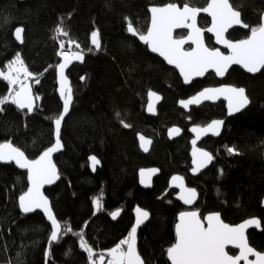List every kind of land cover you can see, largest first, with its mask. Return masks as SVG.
Masks as SVG:
<instances>
[{
	"label": "trees",
	"instance_id": "16d2710c",
	"mask_svg": "<svg viewBox=\"0 0 264 264\" xmlns=\"http://www.w3.org/2000/svg\"><path fill=\"white\" fill-rule=\"evenodd\" d=\"M209 2L0 0V70L5 71L19 53L32 73L30 83L37 102L32 113L10 102L3 106L0 143H12L29 159H37L54 144V120L63 109L57 94L59 53L81 52L86 56L83 66H73L68 72L74 103L62 127L64 152L55 157L61 180L45 194L62 230L71 227L73 232L84 233V241L95 253L109 251L128 236L136 221L134 211L140 207L149 213V219L138 231L139 254L145 264H170L166 250L175 243L178 216L187 211L175 200L176 192L164 196L175 174L182 175L188 186L198 191L199 201L194 210L202 218L217 212L231 225L259 218L263 232H250L248 237L254 248L264 251V69L257 76H250L240 68L228 74L224 83L245 88L251 101V106L237 117L228 118L224 102L205 104L186 113L178 102L206 87L219 85L216 77L210 74L203 81L185 86L176 70L151 54L127 31L125 18L146 34L153 6L175 3L183 7L188 3L191 7L205 8ZM230 2L240 11L243 22L256 26L261 21L264 13L261 0ZM210 24L208 17H200L202 29ZM18 27L24 29L22 46L14 38ZM58 27L68 35L58 32ZM94 31L99 33L98 51L91 42ZM187 35L188 30L183 28L175 34L178 39ZM249 35L250 31L237 29L228 34V39L238 41ZM206 43L215 47L208 34ZM9 90V83L0 78V97L8 95ZM151 90L164 99L157 118L146 114ZM121 120L131 127H124ZM214 120H226L222 136L201 143L214 156V163L194 178L190 174L189 130ZM175 125L184 134L169 141L167 130ZM139 133L154 141L147 155L139 148ZM228 148H235L239 154H230ZM91 156L101 163L95 174L90 170ZM149 168L158 169L160 175L150 188L144 189L140 171ZM27 189L26 173L14 165H0V263L89 264L77 235L62 231L61 238L50 244L51 226L43 214L21 213L19 197ZM100 196L103 207L97 212L93 201ZM117 210L119 219L113 221L110 213Z\"/></svg>",
	"mask_w": 264,
	"mask_h": 264
},
{
	"label": "snow or ice",
	"instance_id": "6c2138e0",
	"mask_svg": "<svg viewBox=\"0 0 264 264\" xmlns=\"http://www.w3.org/2000/svg\"><path fill=\"white\" fill-rule=\"evenodd\" d=\"M150 12L151 22L146 34L140 32L139 28L135 27L129 18H125L127 31L133 36H138L139 40L148 45L152 52L158 53L164 57L168 64L179 69L185 83H190L194 77L203 76L209 69H214L218 76H223L232 65H239L252 74L259 73L264 69V16L261 17L258 25L250 26L241 20L240 11L233 8L230 0H210L203 9L191 7L188 3H185L182 8L175 3H169L162 7L153 6L150 8ZM201 12L207 13L211 17V27L201 29L197 26V16ZM7 22V19H5V23ZM234 25L249 29L250 35L238 42L227 39L225 33ZM180 28L190 30L187 37L173 38V30ZM57 31L65 36L68 35L61 27H58ZM204 31L214 33L216 42L229 49L230 54L225 55L219 48H208L204 42ZM22 32V28L15 29V37L21 42ZM91 36L92 44L97 51L100 50L101 44L98 31H94ZM189 41L195 47L190 51H185L183 46ZM63 47L64 45L61 43L60 48ZM59 54L63 55L62 52ZM76 58L82 59V56L76 54ZM69 59L70 57H64V62L59 65L61 76L60 96L63 100V109L54 120L55 144L45 150L38 159H29L22 150L14 147L10 142L0 143V162H15L19 168L27 170V179L31 186L27 192L19 197V207L24 213H31L37 209L45 213L47 219L51 222L49 243L58 241L61 238L62 231L64 234L77 235L80 238V247L88 254L89 264H96L94 256H99L102 262L105 254L94 253L92 247L84 241V233L73 232L71 227H65L62 230V226L54 216L48 199L41 192L43 185L52 184L59 178L56 165L52 161V154L62 148L61 126L72 104V90L66 86V78L64 77V69ZM16 65H19V67H16ZM7 67V73L0 71V78L10 85L19 83L20 87L18 91L13 88L10 90L9 95L0 97V112L4 110L3 106L9 102L15 104L21 110L27 109L28 112H32L34 98L31 89L20 80L21 71L25 79L32 76V73L24 66L19 53ZM36 83H39V80ZM12 92H14V95ZM149 95L155 94L150 92ZM220 96L227 99L230 112H238L250 102L244 88L225 86L206 88L191 99L182 100L180 103L183 107L188 108L189 105H199L203 101L214 100ZM116 115L119 116V113ZM121 123L126 128L131 127L122 120ZM222 123V121H213L205 128L196 127L192 130L197 133L211 131L213 134L218 135ZM179 131L178 128L171 129L170 135L173 133L179 134ZM140 139L144 141L143 136ZM147 143H150V141L142 144L145 151L148 150ZM193 144L195 145V141H193ZM227 151L230 154H239L235 148H228ZM193 155L195 157L194 173L206 167L213 160L210 153L200 149H195ZM89 159L93 170H95L99 160L95 156ZM155 172V169L147 172L142 170L141 182L146 183ZM172 180L174 183L179 182L178 187L181 188L183 193L180 199L185 204H192L197 196L196 190L185 189L182 177L174 176ZM101 200L102 196L94 198L93 203L97 212L102 210ZM136 212V226L131 228L127 238L120 240L106 253L110 257L107 264H145L137 250V228L148 219L149 213L139 208L136 209ZM110 215L115 219L119 215V211L111 212ZM204 219L207 221V227L203 226L198 212L180 213V222L176 225L175 243L166 250L171 264H240L242 260L246 264H264V253L255 251L250 247L245 236L248 227L260 226L258 220L250 219L238 226H230L221 220L218 213L209 214ZM227 245L237 248L239 254L229 255L225 250ZM249 256H255L256 259L250 261Z\"/></svg>",
	"mask_w": 264,
	"mask_h": 264
},
{
	"label": "water",
	"instance_id": "95a60500",
	"mask_svg": "<svg viewBox=\"0 0 264 264\" xmlns=\"http://www.w3.org/2000/svg\"><path fill=\"white\" fill-rule=\"evenodd\" d=\"M261 1L264 2V0H261ZM231 5H232V4H231ZM165 6H166V5H165ZM158 7H162V6H158ZM179 7H180V6H179ZM181 8H182V7H181ZM201 9H203V8H201ZM201 16H206V17H208V18L210 19V21H211V17H210L207 13L201 12V13L197 16V26H198V27H200V26H199V19H200ZM262 16H264V14H263ZM150 18H151V12H150ZM241 20H242V18H241ZM150 22H151V21H150ZM149 27H150V24H149ZM210 27H211V24H210ZM20 28H22V27H20ZM200 28H201V27H200ZM238 28H240V29H242V30H247V29H244L243 27H241V26H239V25H234L232 28L228 29V31L225 33L226 38H227L228 34H229L232 30H234V29H238ZM22 29H23V28H22ZM180 29H182V28H180ZM180 29H174V30H173V38H176L175 34H176V32L179 31ZM201 29H202V28H201ZM187 30H188V33H189L190 30H189V29H187ZM129 34H130V33H129ZM206 34H208L210 37H212V38L214 39V42H215V45H216V49L219 48L221 52H223V50H225V51L228 52V54H230V50H229V49H227L224 45L219 44V43L216 42V40H215V34H214V33H209V32H207V31H204V33H203V37H204L205 45H206L207 47H208V45H207V43H206V37H205ZM130 36L136 38V39H137V40H138L143 46H146V47L149 49V52H150L151 54H153V55L159 57V58H160V59H161V60H162V61H163V62H164L169 68H172V69L176 70V71L178 72V74L180 75V77H181V79H182L184 85L187 86V87L191 86L194 82L205 80L209 74H214V75L216 76V78L218 79V81L222 82V81H224V80L226 79V77L228 76L229 72H230L232 69H234V68H240L241 70H243L246 74H248V75H250V76H257V75H259V74L261 73V72H259V73H255V74L248 73L243 67H241V66H239V65H232V66L228 69V71H227L223 76H218V75H216L214 69H209V70H208L203 76H200V77H194V78L191 80L190 83H185V82H184V78H183V76L180 74L179 69H177L174 65H170V64H168L167 61L164 59V57L160 56L158 53H154V52H152L151 49H150V47H149L148 45H146V44L143 43L141 40H139L138 36H133V35H131V34H130ZM186 37H187V36H186ZM186 37H184V38H186ZM14 38H15V41L17 42V44H18L19 46H22V45L24 44V29H23V32L21 33L22 42H21L20 40H17V39H16V37H15V33H14ZM176 39H178V38H176ZM227 39H228V38H227ZM233 42H234V41H233ZM236 42H238V41H236ZM93 46H94V45H93ZM188 46H191L192 48L195 47V45L192 44V43L189 41L187 44H185V45L183 46V48H184L185 51H190V50L192 49V48H191L190 50H186V48H187ZM94 47H95V46H94ZM208 48H209V47H208ZM223 53H224V52H223ZM76 54H80V55L82 56V59H77V58H76ZM224 54H225V53H224ZM228 54H225V55H228ZM64 57H70L69 62H68V64L66 65V67H65V69H64V77L66 78V79H65V84H66V86H67V87H70L71 90H72V104H71V106H70L69 113H68V114L66 115V117H65V119H66V118L69 116V114L71 113L72 106H73V103H74V94H73V89H72V87H71V81H70V79H69V77H68V72L70 71V69H71L73 66H76V65L83 66L84 63H85L86 56H85L83 53H81V52H76V53H74V54H72V55H66V53H63V55H60V54H59V60H60L59 65H60L61 63L64 62ZM59 65L57 66V94H58V96H59V98H60V100H61V102H62V104H63V100H62V98H61V96H60L61 76H60ZM262 70H263V69H262ZM262 70H261V71H262ZM26 85H28V86L30 87V89H31V94H32V96H33V98H34V108H33V111H34V109H35V107H36V103H37V102H36V96H35V94H34V89H33V86H32L30 83H27ZM225 86L236 87V86H233V85H227V84H224V85H220V86H217V87H206V88H219V87H225ZM206 88H204V89H206ZM237 88H240V87H237ZM242 88H243V87H242ZM204 89H203V90H204ZM244 89H245V88H244ZM245 90H246V89H245ZM201 91H202V90H201ZM150 92H151V93H154L155 95L150 96V95H149ZM198 93H199V92H198ZM198 93H197V94H198ZM197 94H195V95H197ZM195 95H193L192 97H194ZM246 95H247V91H246ZM247 96H248V95H247ZM157 97H158V99H157ZM192 97H190V98H188V99H191ZM248 98H249V97H248ZM188 99H183V101H186V100H188ZM163 100H164V99H163V96H162L161 94H159L158 92H156V91H154V90L149 91V92H148V95H147V105H146V114H147V116L152 117V118H157V117H158V109H159V106L162 104ZM181 101H182V100H180V101L178 102V107H179L180 109H182L183 111H185L186 113H190L191 109H193V108H200V107H202V106L205 105V104L216 105V104H218L219 102L222 101V102L225 103L226 110H227V116H228L229 119H230V118L237 117L238 115H240L241 113H243L245 110H247V109L251 106V101H250V99H249L250 102H249V104H248L245 108L241 109V110L238 111V112H236V111L230 112V111H229V107H228V101H227V99L224 98V96H220L219 98L214 99V100H210V101H203V102L200 103L199 105H189L188 108L183 107V105L180 103ZM22 111L28 112L27 109H23ZM33 111H32V112H33ZM32 112H29V113H32ZM65 119H64V121H65ZM64 121L62 122L61 132H62V127H63ZM214 121H222V122H223V123L221 124L220 128H219V134H218V135L213 134L211 131H209V132H207V133H204V132L197 133V132H194V131L192 130L193 128H196V127L205 128V127H207V125H206V126H197V125H195V126L191 127L190 130H189V133H190V135L192 136V140H191V142H190V144H191L190 157H191V166H192V169H191L190 174H191V176L194 177V178L200 176L202 173H204L205 171H207L208 169H210L211 166H212L213 163H214V160H215V159H214V156L212 155V153L209 152L208 150H206L205 148L201 147V143H202L204 140L209 139V138H212V139H216V140H217V139H219V138L222 136V134H223V132H224V128H225V126H226V120H214ZM212 122H213V121H212ZM212 122H211V123H212ZM211 123H209V124H211ZM209 124H208V125H209ZM54 127H55V125H54ZM174 128H178V129L180 130V131H179V134H175V133H173V134L170 135V130H171V129H174ZM166 134H167V138L169 139V141H175V140H178V139L182 138V136H183V134H184V131H183V129H182L181 127L175 125V126H172V127L168 128ZM141 136L144 137V141H141V139H140ZM137 141H138L139 148H140L141 152H142L143 154H145V155L149 154L150 151H151V149H152V146H153V142H154L153 139L150 138V137H147L146 135H144V134H142V133H139V134H137ZM148 141H150V143H147V144H146L148 150L145 151V150H144V147H142V144H144V143H146V142H148ZM193 141H195V145L193 144ZM5 143H6V142H5ZM11 144H12V143H11ZM54 144H55V143H54ZM54 144H53V145H54ZM61 144H62V148H61V150L58 151V152H54V153L52 154V161H53V163H54L55 165H56V163H55V157L58 156L59 154H61V153L64 152V146H63L62 140H61ZM12 145H13V144H12ZM53 145H52V146H53ZM13 146H14V145H13ZM14 147H16V146H14ZM195 149H200V150L206 151V152L210 153V154L213 156V160L211 161V163L207 164L206 167L201 168V169H200L198 172H196V173L193 172V168L195 167V164H194V159H195V157H194L193 153H194V150H195ZM25 155H26V154H25ZM91 157H92V156H91ZM37 159H38V158H37ZM97 160H99V159L97 158ZM89 164H90V170H91V172L94 173V174L97 172V169H98V168L100 167V165H101V163H100V161H99V164H97L96 167H95V170H93V168H92V166H91V161H90V159H89ZM0 165H4V166L14 165L19 171L24 172V173L27 174V170H26V169H21V168H19V167L15 164V162H0ZM56 169H57V172H58V176H59V178H58L54 183H52V184H45V185H43L42 188H41V192H42L43 195L48 199L51 208H52L51 201H50V199L46 196L45 191H46L47 189H51V188L55 187V186L59 183V181L61 180V175H60V173H59V169H58L57 165H56ZM152 169H155L156 172H155L154 174L151 175L150 180H147L146 183H142V182H141V186H142L144 189H148V188H150V186L152 185L153 181H154V180L160 175V171H159L158 169H156V168L143 169V171L147 172L148 170H152ZM141 171H142V170H141ZM141 171H140V181L142 180V177H141ZM174 176H179V177H182V178H183L184 188H185V189H194V188H191V187L188 186V184H187V182H186V179H185L182 175H180V174H175V175H173V176L170 178V180H169V188H168V190H167V192L165 193L164 196H166V195H167L169 192H171V191L176 192V193H175V200H176L177 202H179L184 208L187 209V211H184V212H190V211H196V212H198L199 218L201 219V221H202V223H203V226H204V227H207V221H206L204 218H205L206 216H208L209 214H215V213H217V212L209 213V214H207L204 218H202L201 213H200L199 211H197V210H194V208L197 206L198 201H199V193H198V191H197L196 189H195V190H196L197 196H196V199L194 200V202H193L192 204H185L184 201L180 199V196H181L183 193H182L181 188L178 187V183H179V182H175V183H174L173 180H172V178H173ZM30 186H31V185H30V182L28 181V188H29ZM27 190H28V189H27ZM26 192H27V191H26ZM262 207H263V209H264V198H263ZM19 208H20V207H19ZM137 208L141 209L140 207H137ZM137 208H136V209H137ZM136 209H135V211H134V217H135V220H136V218H137V212H136ZM95 210H96V206H95ZM141 210H143V209H141ZM20 211H21V213H22L24 216H30V215L35 214L36 212H39V213L43 214V216L45 217V219L48 221V223H49L50 226H51V222L47 219L45 213H44L42 210L37 209L36 211L31 212V213H24L21 209H20ZM52 211H53V209H52ZM143 211H144V210H143ZM53 214H54V212H53ZM218 214L220 215L221 220H222L224 223H226V224H228V225H230V226H238V225H240L241 223H244L245 221H247V220H245V221H243V222H241V223H239V224L231 225V224H229V223H227V222H225V221L223 220V218H222V216H221L220 213H218ZM54 216H55V214H54ZM119 216H120V214H119L115 219L112 218L113 221H117V220L119 219ZM179 216H180V215H179ZM179 216H178V218H177V224L180 222V220H179ZM55 217H56V216H55ZM148 219H149V217H148ZM148 219L145 220L142 224H140V226L137 228V240H138V231H139V229H140V228H141V227H142V226L148 221ZM250 219H256V220H258V221L260 222V226H259V227L251 226V227H248V228L246 229V231H245V236H246V239H247V242H248L249 246L252 247L255 251H258V250H256V249L250 244L248 234H249L250 232L254 231V230H256L258 233H262V232H263L262 223H261V220H260L259 218H250ZM250 219H248V220H250ZM57 221H58V220H57ZM58 222H59V221H58ZM177 224H176V225H177ZM134 226H136V221H135V225H134ZM175 232H176V227H175ZM55 242H57V241H55ZM51 243H53V242H51ZM137 250H138V241H137ZM225 250H226L228 253H229V250H232V251L236 252L237 255L239 254V250H238L237 248H235L234 246H232V245H227L226 248H225ZM258 252H259V251H258ZM260 253H261V252H260ZM48 255H49V249H48V252H47V258H48ZM229 255H232V254L229 253ZM167 258H168V257H167ZM255 259H256L255 256H249V260H250V261H254ZM168 261H169V263L171 264V262H170L169 259H168ZM240 264H246V262L242 260V261H240Z\"/></svg>",
	"mask_w": 264,
	"mask_h": 264
},
{
	"label": "rangeland",
	"instance_id": "374dc122",
	"mask_svg": "<svg viewBox=\"0 0 264 264\" xmlns=\"http://www.w3.org/2000/svg\"><path fill=\"white\" fill-rule=\"evenodd\" d=\"M63 53H66V55H71L68 51H64ZM20 57H21V59L23 60V58H22L21 55H20ZM14 59H15V58H14ZM14 59H13V61H14ZM23 62H24V61H23ZM24 66L26 67L25 63H24ZM16 67H19V65H16ZM0 71H3V70H0ZM7 71H8V68H7L5 71H3V72L7 73ZM31 78H32V76H30V77H28L27 79H25V77H24V75H23V72L21 71V73H20V80H21L23 83L27 84V83L31 82ZM9 85H10V84H9ZM19 87H20L19 83L16 84V85H10V90L14 88L16 91H18V90H19ZM10 90H9V93H10ZM12 94L14 95V92H12ZM8 95H9V94H8ZM126 238H127V237H126ZM85 242H86V241H85ZM86 243H87L88 246L91 247V245H90L88 242H86ZM125 247H126V246H125ZM92 249H93V248H92ZM93 252L95 253L94 250H93ZM107 252H108V251H107ZM107 252H104V253H103V254H105V255H104V259H103L102 262L100 261L99 256H94V261L96 262V264H107V261L110 259V257H108V256L106 255ZM0 264H9V263H0Z\"/></svg>",
	"mask_w": 264,
	"mask_h": 264
},
{
	"label": "flooded vegetation",
	"instance_id": "af4514ba",
	"mask_svg": "<svg viewBox=\"0 0 264 264\" xmlns=\"http://www.w3.org/2000/svg\"><path fill=\"white\" fill-rule=\"evenodd\" d=\"M263 2V1H262ZM231 3V2H230ZM264 14V13H263ZM262 17V16H261ZM241 18H242V15H241ZM242 21H243V19H242ZM234 30H237V29H234ZM234 30H232V31H234ZM238 30H241V31H243V32H249V29H247V30H242V29H240V28H238ZM231 31V32H232ZM206 37V36H205ZM212 38V37H211ZM227 38H228V36H227ZM213 39V38H212ZM213 41H214V39H213ZM239 41V40H238ZM234 42H236V41H234ZM214 45H215V42H214ZM209 47V46H208ZM210 48V47H209ZM210 49H216V45H215V47L214 48H210ZM187 50V49H186ZM223 52L225 53V54H228V52L227 51H225V50H223ZM230 73V72H229ZM210 75V74H209ZM208 75V76H209ZM212 75H214V74H212ZM215 76V75H214ZM216 77V76H215ZM227 78V77H226ZM217 79V78H216ZM218 80V79H217ZM226 80V79H225ZM225 80L224 81H222V82H220V81H218L220 84L219 85H217V86H220V85H224V84H227V83H224L225 82ZM227 85H233V84H227ZM217 86H211V87H217ZM233 86H236V85H233ZM236 87H238V86H236ZM222 102V101H221ZM220 103V102H219ZM225 104V103H224ZM211 105V104H210ZM262 223V222H261ZM262 228H263V224H262ZM252 232H256L257 234H260V233H258L256 230H254V231H252ZM256 249V248H255ZM257 250V249H256ZM259 251V250H258ZM234 252V251H233ZM259 252H261V253H264V251H259ZM231 254V253H230ZM232 255H237V253L235 252L234 254H232Z\"/></svg>",
	"mask_w": 264,
	"mask_h": 264
},
{
	"label": "bare ground",
	"instance_id": "6f19581e",
	"mask_svg": "<svg viewBox=\"0 0 264 264\" xmlns=\"http://www.w3.org/2000/svg\"><path fill=\"white\" fill-rule=\"evenodd\" d=\"M63 53V52H62ZM30 83V82H29ZM31 84V83H30ZM32 85V84H31ZM33 89H34V87H33ZM55 143V142H54ZM39 158V157H38ZM49 247H50V244H49ZM49 249V248H48Z\"/></svg>",
	"mask_w": 264,
	"mask_h": 264
}]
</instances>
